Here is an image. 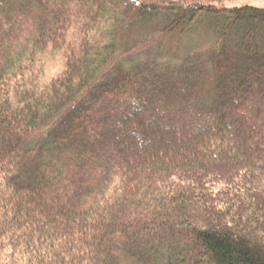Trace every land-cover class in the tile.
Here are the masks:
<instances>
[{"label": "trees", "instance_id": "trees-1", "mask_svg": "<svg viewBox=\"0 0 264 264\" xmlns=\"http://www.w3.org/2000/svg\"><path fill=\"white\" fill-rule=\"evenodd\" d=\"M124 1L0 0V264H264V8ZM195 27L179 65L117 67Z\"/></svg>", "mask_w": 264, "mask_h": 264}, {"label": "rangeland", "instance_id": "rangeland-1", "mask_svg": "<svg viewBox=\"0 0 264 264\" xmlns=\"http://www.w3.org/2000/svg\"><path fill=\"white\" fill-rule=\"evenodd\" d=\"M110 17L121 16L118 8L125 6L124 0H105ZM226 7L239 8L243 6L262 9L264 0H231L225 3ZM6 16L11 12L5 13ZM27 37H22L16 48L26 44ZM158 40V39H157ZM155 34L150 32L136 31L127 35V41L123 47L117 67L128 71L143 70L146 67L162 70L165 67L177 66L183 56L189 52L205 50L211 42V33L207 28L195 27L184 34H174L156 42ZM0 44L7 45L4 39ZM62 59L58 56H50L45 59L44 82L54 78L62 68Z\"/></svg>", "mask_w": 264, "mask_h": 264}]
</instances>
